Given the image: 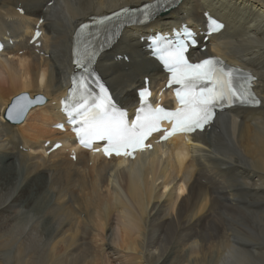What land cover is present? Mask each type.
Segmentation results:
<instances>
[{
    "label": "bare ground",
    "instance_id": "obj_1",
    "mask_svg": "<svg viewBox=\"0 0 264 264\" xmlns=\"http://www.w3.org/2000/svg\"><path fill=\"white\" fill-rule=\"evenodd\" d=\"M151 1L0 0V264H113L114 215L123 264H264V0H183L150 26L121 32L96 65L133 115L144 79L155 91L166 79L142 38L180 24L205 32L207 13L226 28L191 55L253 72L259 108H232L204 132L153 143L134 160H107L78 148L67 126L55 128L65 123L77 25ZM36 28L40 46L29 43ZM22 93L47 102L13 125L6 109Z\"/></svg>",
    "mask_w": 264,
    "mask_h": 264
},
{
    "label": "snow or ice",
    "instance_id": "obj_2",
    "mask_svg": "<svg viewBox=\"0 0 264 264\" xmlns=\"http://www.w3.org/2000/svg\"><path fill=\"white\" fill-rule=\"evenodd\" d=\"M178 3L179 0H171L173 5ZM20 11L22 13L23 9ZM205 15L208 17V35L224 27L207 13ZM88 27L82 24L80 32L83 33ZM36 35H40L39 31ZM183 36L184 39H178L175 43L166 41L154 49L171 73L168 86H178L175 97L179 107L175 111L162 107L153 108L147 103L150 92L147 88H141L138 91L141 107L136 110L135 117L131 120L127 111L116 105L103 85L99 86L97 95H92L87 78L92 75L90 66L96 55L95 51L85 46L82 51L74 53L76 58L73 62L86 75L80 81L73 80L69 93V99L77 96L79 98L72 104L68 100L62 101V104L68 122L73 125V131L83 147L92 148L95 142H105L102 149L105 156L134 159L136 152L151 148V144L145 142L152 133L161 131V121L171 124V129L165 130L162 137L166 140L178 132L190 133L197 129L203 131L213 121L216 109H222L225 105L260 106L261 101L252 88L256 78L251 73L229 67L223 60L212 57L190 63L185 52L189 47L195 46V34L185 29ZM32 105L33 101L29 97H19L8 109L6 119L19 122ZM95 150L101 151L100 148Z\"/></svg>",
    "mask_w": 264,
    "mask_h": 264
},
{
    "label": "rangeland",
    "instance_id": "obj_3",
    "mask_svg": "<svg viewBox=\"0 0 264 264\" xmlns=\"http://www.w3.org/2000/svg\"><path fill=\"white\" fill-rule=\"evenodd\" d=\"M3 60L5 61L7 66H9L11 68H16V64L11 62L8 59V57H4ZM125 60H127V58H125ZM29 116H30V111L25 115V120H24V122L21 125L25 124V122L27 121ZM37 188H38V184L33 182L31 184V189H29V191H31L32 189L36 190ZM29 191L24 194V198H26V196L29 195ZM111 224L114 227V229H112V232L110 234V237H108V239H110V242H111L112 246H114V248L117 250V252H112V254H111L112 260H114V262H112V263L113 264H123V259H124L125 254L120 250V248L118 246H116V244L113 243V242H115V243L119 242V240H120V231H121V226H120V223L118 222V218H117L116 215H114V217H112Z\"/></svg>",
    "mask_w": 264,
    "mask_h": 264
}]
</instances>
